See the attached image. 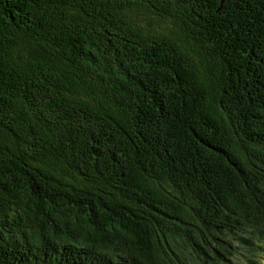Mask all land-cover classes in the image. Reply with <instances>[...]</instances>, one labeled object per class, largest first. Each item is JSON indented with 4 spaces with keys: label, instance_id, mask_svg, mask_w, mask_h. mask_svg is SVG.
I'll return each instance as SVG.
<instances>
[{
    "label": "trees",
    "instance_id": "trees-1",
    "mask_svg": "<svg viewBox=\"0 0 264 264\" xmlns=\"http://www.w3.org/2000/svg\"><path fill=\"white\" fill-rule=\"evenodd\" d=\"M264 0H0V264H260Z\"/></svg>",
    "mask_w": 264,
    "mask_h": 264
},
{
    "label": "rangeland",
    "instance_id": "rangeland-1",
    "mask_svg": "<svg viewBox=\"0 0 264 264\" xmlns=\"http://www.w3.org/2000/svg\"><path fill=\"white\" fill-rule=\"evenodd\" d=\"M261 255H260V257H258V258H256V260L260 263V264H264V247H261ZM239 261H240V263H242V264H247V262L245 261V258L243 257V258H241V259H239Z\"/></svg>",
    "mask_w": 264,
    "mask_h": 264
}]
</instances>
